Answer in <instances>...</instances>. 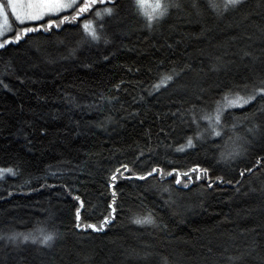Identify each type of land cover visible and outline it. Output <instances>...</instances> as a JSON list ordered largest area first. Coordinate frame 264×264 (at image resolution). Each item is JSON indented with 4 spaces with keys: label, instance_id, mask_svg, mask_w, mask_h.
Listing matches in <instances>:
<instances>
[{
    "label": "trees",
    "instance_id": "16d2710c",
    "mask_svg": "<svg viewBox=\"0 0 264 264\" xmlns=\"http://www.w3.org/2000/svg\"><path fill=\"white\" fill-rule=\"evenodd\" d=\"M160 2L180 6L151 27L133 0L96 17L105 0L0 49V169L15 172L0 176V264H264V101L227 109L237 126L220 137L202 119L264 81V0ZM236 133L242 149L222 158ZM153 167L172 174L138 178ZM81 201V224L115 213L77 228ZM36 229L57 237L9 238Z\"/></svg>",
    "mask_w": 264,
    "mask_h": 264
},
{
    "label": "snow or ice",
    "instance_id": "6c2138e0",
    "mask_svg": "<svg viewBox=\"0 0 264 264\" xmlns=\"http://www.w3.org/2000/svg\"><path fill=\"white\" fill-rule=\"evenodd\" d=\"M101 4L104 3V0H99ZM110 4H113V7H104L102 10L96 9L94 11V15L98 18H102V14L111 15L114 10V0H108ZM242 2V0H227L225 4V10L229 6L236 7ZM97 0H7L6 3L0 2V49H5V47L11 43H18L23 36H26L28 33L38 31L37 27H18L17 30L13 32L12 24L9 22V12L8 9L11 10V15L15 18V21H18L20 25H24L27 21H37L41 20L44 16L50 15V14H57L64 12L68 9L72 10L71 17L69 15H64L60 18V23H63L64 21L76 20V18L83 13H86L89 11V9H92L94 5H96ZM133 3L135 4L136 8L140 12L141 15H143L147 22L148 27L152 26V22L159 21L163 17H165L168 13V9L170 7H179L180 5L178 3H162L160 0H155V3L152 5L151 11H146V8L148 5L146 4L145 0H133ZM211 7L215 8L217 7L215 4L211 5ZM55 24L56 27H59L60 25L56 23V21L49 19L46 24L39 25L40 28H44L45 31H47L49 28L52 27V25ZM103 27V25H101ZM83 30L87 37H89L92 41H99L101 39L100 34L97 32L96 27L93 25L91 20L85 19L83 22ZM13 32V35L6 36V33ZM248 53H246L247 55ZM173 80V75H164L161 77V80L159 83L154 84V89H159L162 85H166L169 81ZM2 83V81H0ZM4 87H7L5 84ZM245 88L248 86L245 85ZM260 98L261 101H264V81H261L259 85H256L252 87L251 91L247 95H240L239 92L236 93H226L222 97V101L216 102V108L214 111V115H204L202 116V119L209 121L210 128L208 129L209 134L212 136L220 137L222 135V130L225 128H230L233 132H235L236 129V123L233 122L230 125L226 122H222V115L224 112L232 107H243L244 105H247L251 103L252 101H256L257 98ZM193 122L195 123V118L193 119ZM249 132L252 131V129H248ZM197 139L202 138V133L200 131H197L195 133ZM244 139L239 136L238 133L235 134V137H229V140L232 141V148L231 151H229L226 155L222 153V158L227 157H234L235 155L239 154V150L242 149L243 145L237 143V141ZM187 147H193V138L188 137L186 141ZM185 146H181L178 150H183ZM122 168H124L125 171L128 170V165H122ZM189 172H203L205 175H207V169H198V168H192L188 170ZM249 171H251L249 169ZM11 173L15 175V172L11 168L7 169H0V176H3V174ZM120 169L117 168L116 171L112 174L111 180H116V173H119ZM159 173L161 179L165 175H171V172L165 173L164 169L162 168H156L153 167L151 171L144 173L143 175H140L138 178L143 180L146 179V177L151 176L153 173ZM185 176H188V181L191 182V176L188 175V172L184 173ZM243 175V173H241ZM199 179V175L196 177ZM219 179V178H218ZM176 183L180 184L181 181L179 179V176L176 178ZM187 183L184 184V187H187ZM77 200L80 198L77 196ZM115 201V194H113V202ZM83 207V202L81 201L80 207L76 209V215L75 219L77 221L76 227L77 228H92L94 230H101L105 224L109 222L110 217L113 213H115V208H111L110 213L108 216H105L103 220L100 223V227L97 228L94 224H81L79 221L81 219L80 217V210ZM137 224H151L154 223V219L151 216V214L146 215L144 217H138L134 220ZM37 234L29 233V234H13L12 237H9L10 239H14L15 236H22L24 241L31 240L32 243H40L41 245L50 246L52 242L57 237V233L47 231L45 229H36L34 230ZM3 237H0L2 239Z\"/></svg>",
    "mask_w": 264,
    "mask_h": 264
},
{
    "label": "rangeland",
    "instance_id": "374dc122",
    "mask_svg": "<svg viewBox=\"0 0 264 264\" xmlns=\"http://www.w3.org/2000/svg\"><path fill=\"white\" fill-rule=\"evenodd\" d=\"M0 2L6 3L7 0H0ZM98 2H99V0H97V3ZM8 12H9V22L12 24V28H13V32H14L15 30H17L18 27L29 26L31 24L44 22V21L49 20V19H55V20H57V18L59 16H61L62 14H66V13L72 12V10L71 9H68V10H66L64 12H61V13L46 15L41 20H37V21H27V22H25L24 25H20L18 21H15V18L11 15V10L10 9H8ZM13 32L6 33V36L13 35ZM0 39H2V38H0Z\"/></svg>",
    "mask_w": 264,
    "mask_h": 264
}]
</instances>
